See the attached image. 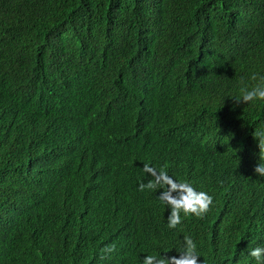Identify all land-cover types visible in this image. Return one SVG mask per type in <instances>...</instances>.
<instances>
[{"label":"trees","instance_id":"trees-1","mask_svg":"<svg viewBox=\"0 0 264 264\" xmlns=\"http://www.w3.org/2000/svg\"><path fill=\"white\" fill-rule=\"evenodd\" d=\"M254 75L264 0H0V264H142L185 236L200 264H243L264 245V188L236 179L264 131V101H235ZM145 163L208 213L169 230Z\"/></svg>","mask_w":264,"mask_h":264},{"label":"clouds","instance_id":"clouds-1","mask_svg":"<svg viewBox=\"0 0 264 264\" xmlns=\"http://www.w3.org/2000/svg\"><path fill=\"white\" fill-rule=\"evenodd\" d=\"M253 80L259 79V83L253 86L251 89L243 88L242 96H238L235 101L237 104L250 105L255 101H264V75L257 77L254 75ZM255 138L258 140V146L260 149L258 163L256 161L251 162V172L247 171L238 173L236 179L240 174H244L248 177L244 179V184L248 186H256L257 188H264V131L255 130ZM81 157V156H80ZM79 157V158H80ZM80 158L79 161H82ZM44 169L42 170L41 177H44L47 182L44 186L34 190V210L39 214L38 206L36 205L41 199H43L49 192V184L52 181L55 173L56 166L46 161ZM102 168L99 170V179L102 175ZM143 172L150 176L151 179L147 183L139 184V191H151L155 189H162L159 193V200L162 204L166 205L170 214L167 217V228L169 230L177 229L178 225L182 223V217H196L203 218L208 213L210 207L213 204V197L206 191H197V189L190 182L177 181L168 172L161 168L157 169L150 163H145L143 166ZM240 188L239 183L235 186ZM246 204V200L243 205ZM154 229L151 234L154 233ZM255 242H250L249 247L245 252H241L242 257H246L243 264H264V245L253 246ZM98 246L97 244H95ZM94 246V247H96ZM116 252V245L111 244L104 247L101 250L102 259H106L108 255ZM178 257H167L166 255L153 254L145 255L142 258V264H200V255L197 250L196 243L188 236L183 239L182 246L177 250ZM82 259H79L81 261ZM70 264H77L75 257H70L67 261Z\"/></svg>","mask_w":264,"mask_h":264}]
</instances>
